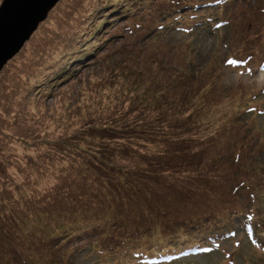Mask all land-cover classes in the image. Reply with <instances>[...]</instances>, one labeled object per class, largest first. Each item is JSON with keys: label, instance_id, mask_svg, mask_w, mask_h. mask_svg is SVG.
I'll list each match as a JSON object with an SVG mask.
<instances>
[{"label": "rangeland", "instance_id": "obj_1", "mask_svg": "<svg viewBox=\"0 0 264 264\" xmlns=\"http://www.w3.org/2000/svg\"><path fill=\"white\" fill-rule=\"evenodd\" d=\"M263 68L264 0H59L0 70V264H144L204 217L174 264H264Z\"/></svg>", "mask_w": 264, "mask_h": 264}, {"label": "trees", "instance_id": "obj_2", "mask_svg": "<svg viewBox=\"0 0 264 264\" xmlns=\"http://www.w3.org/2000/svg\"><path fill=\"white\" fill-rule=\"evenodd\" d=\"M211 2H214L218 4V6L221 3V0H211ZM264 69V68H263ZM191 109V108H189ZM87 137V136H85ZM111 165V164H109ZM40 217V218H39ZM34 217L33 220L37 222V220H41L43 224L42 217ZM252 218V217H251ZM263 219V218H262ZM196 219L188 220L189 223L187 224H176V222L173 221H164V222H157L154 223L153 226L145 229L144 234H149L147 240L149 247L157 248L159 250L153 252L152 254H145V262L144 264H174L176 262V257H174V254L178 251H183L184 255L194 250L196 247H200L199 249H202L206 244L207 241H209L206 238H209L210 236L218 234V232L224 229L226 220L224 217H220V219L214 223H209L208 220H210L209 217L199 218L197 219L198 222L194 223ZM38 223V222H37ZM94 226V232L96 231H104L107 229L103 224H99L96 220L94 223H86L84 225L81 221H73L70 224L67 223H61L59 227H57L55 230H47L46 232L50 235V240L53 241L58 238V242L52 243L55 246H63L61 242H63L66 239H69L70 236L77 234L81 231L86 232L87 228ZM207 224V225H206ZM39 225H41L39 223ZM207 227V228H206ZM206 228L202 231V229ZM210 228V229H208ZM93 232V233H94ZM201 233H204V236H200ZM131 236H129L130 238ZM205 238V241L203 239ZM168 247V248H165ZM165 248V249H164ZM60 249V248H59ZM166 249H175L174 251H166ZM138 251L137 249H135ZM139 252V251H138ZM61 254V253H60ZM127 255V254H125ZM138 254L130 253V259L129 261L125 262V264H139L141 261V257L138 256ZM53 264H56L55 260H52Z\"/></svg>", "mask_w": 264, "mask_h": 264}, {"label": "water", "instance_id": "obj_3", "mask_svg": "<svg viewBox=\"0 0 264 264\" xmlns=\"http://www.w3.org/2000/svg\"><path fill=\"white\" fill-rule=\"evenodd\" d=\"M59 0H3L0 4V70L30 38Z\"/></svg>", "mask_w": 264, "mask_h": 264}, {"label": "snow or ice", "instance_id": "obj_4", "mask_svg": "<svg viewBox=\"0 0 264 264\" xmlns=\"http://www.w3.org/2000/svg\"><path fill=\"white\" fill-rule=\"evenodd\" d=\"M231 62V61H230Z\"/></svg>", "mask_w": 264, "mask_h": 264}]
</instances>
